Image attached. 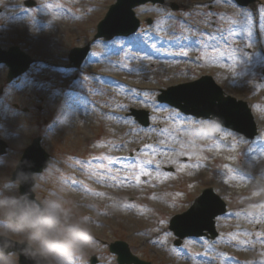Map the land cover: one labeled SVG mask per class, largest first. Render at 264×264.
Instances as JSON below:
<instances>
[{"label":"rangeland","instance_id":"1","mask_svg":"<svg viewBox=\"0 0 264 264\" xmlns=\"http://www.w3.org/2000/svg\"><path fill=\"white\" fill-rule=\"evenodd\" d=\"M33 1L0 0V46L35 58L10 82L0 64V137L8 143L0 186H11L22 152L42 136L52 166L35 175L36 198H62L95 238L73 264H91L93 255L96 264H119L116 240L150 264H264V0L138 5L137 32L109 41L94 36L116 0ZM202 33L219 34L216 52L198 43ZM86 45L75 67L70 50ZM206 74L247 101L254 139L158 101L160 89ZM132 107L149 110V126L128 114ZM209 187L228 207L216 219L218 236L175 245L171 217Z\"/></svg>","mask_w":264,"mask_h":264},{"label":"water","instance_id":"2","mask_svg":"<svg viewBox=\"0 0 264 264\" xmlns=\"http://www.w3.org/2000/svg\"><path fill=\"white\" fill-rule=\"evenodd\" d=\"M149 1L154 4L165 2V0H117L98 24V32L95 38L105 36L110 39L115 35L134 33L140 25L134 8ZM255 1L236 0L241 5H249ZM26 4L30 6L34 5L35 2L28 0ZM172 7L178 8L177 4L174 3ZM147 21L150 22L151 19L148 18ZM88 51L89 46L74 47L69 58L74 65L79 66ZM33 61L31 55L21 50L19 46H12L8 50L0 48V62H5L10 68L8 80L24 73ZM158 99L181 109L186 114H192L203 119H215L221 125L244 133L250 138H253L258 132L254 115L248 103L231 95H226L222 87L210 75L161 89ZM130 114L135 116L144 126L150 124L148 110L131 108ZM6 146L7 143L0 139V154L6 152ZM49 162V153L41 146V137L38 136L26 148L16 170L13 172L12 180H17L21 172L32 175V178L20 186V192H29L33 198H36L34 191H31L35 184L34 173L42 171ZM226 210L225 200L212 188H206L186 211L171 218L169 228L177 236L175 243L180 244L182 239L188 236L206 235L215 238L218 234L215 218L225 213ZM110 250L117 254V260L120 264H150L149 261L133 254L129 244L123 240L112 242ZM91 262L93 264L98 262L96 255L92 256ZM21 264H31V262L24 260V257L21 256Z\"/></svg>","mask_w":264,"mask_h":264},{"label":"clouds","instance_id":"3","mask_svg":"<svg viewBox=\"0 0 264 264\" xmlns=\"http://www.w3.org/2000/svg\"><path fill=\"white\" fill-rule=\"evenodd\" d=\"M30 178L21 172L11 186H0V264H21V256L31 264H73L94 245L93 233L62 198L20 192Z\"/></svg>","mask_w":264,"mask_h":264},{"label":"snow or ice","instance_id":"4","mask_svg":"<svg viewBox=\"0 0 264 264\" xmlns=\"http://www.w3.org/2000/svg\"><path fill=\"white\" fill-rule=\"evenodd\" d=\"M218 35H219L218 33L211 34V35H207L206 33H202L198 39V43L203 44L205 47H211L212 51L216 52L218 50V46L215 44V41L217 40ZM205 36H207L206 40H205ZM141 174L150 175V173L145 172L143 169H141ZM113 178L115 179V177H113ZM134 179L139 180V176L134 177Z\"/></svg>","mask_w":264,"mask_h":264}]
</instances>
